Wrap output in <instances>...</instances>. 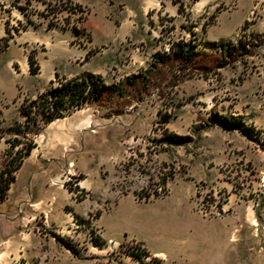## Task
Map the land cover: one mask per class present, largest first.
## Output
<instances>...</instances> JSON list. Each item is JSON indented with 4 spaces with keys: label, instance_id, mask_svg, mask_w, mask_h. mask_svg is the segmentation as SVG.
<instances>
[{
    "label": "rangeland",
    "instance_id": "rangeland-1",
    "mask_svg": "<svg viewBox=\"0 0 264 264\" xmlns=\"http://www.w3.org/2000/svg\"><path fill=\"white\" fill-rule=\"evenodd\" d=\"M151 3L154 38L100 49L99 64L136 54L146 58L136 74L181 40L227 56L245 38L253 50L204 73L165 71L140 100L69 97V110L46 121L54 88L76 78L29 79L28 62L0 40V185L11 179L0 200V264H264V0ZM81 9L66 21L85 27ZM38 11L61 17L55 5ZM23 51L28 59L37 49ZM85 117L90 127L74 130ZM223 171L234 176L228 190L215 184ZM199 183L226 191L222 216L194 208Z\"/></svg>",
    "mask_w": 264,
    "mask_h": 264
},
{
    "label": "crops",
    "instance_id": "crops-1",
    "mask_svg": "<svg viewBox=\"0 0 264 264\" xmlns=\"http://www.w3.org/2000/svg\"><path fill=\"white\" fill-rule=\"evenodd\" d=\"M20 1L23 3L8 5L7 0H0V40L12 42L13 47H16V51L20 53L22 67L27 66L28 62V71L32 72L29 74V79L46 82L53 76L74 79L88 75L99 78L105 85H109L106 77L118 82L131 74L132 67L133 69L140 67L146 58L133 53L130 62L109 60L99 64L98 60L103 59L104 56L100 49H114L132 42L143 47L147 33H152L151 25L148 23L151 17L148 18V13L158 11L151 2L160 3L162 0H63L79 8H86L88 16L83 31L61 29L49 24L48 18H40V13H35V9L40 11L41 7H52V0H32L30 3H26V0ZM244 20H248V16ZM16 21L28 24L24 23L22 30H15ZM4 23L8 25L6 29ZM252 28L254 24L247 27V33ZM251 37L254 38L253 35ZM245 40L244 38L242 43ZM208 42L210 44L213 40L209 39ZM172 45L174 44H169ZM251 46L246 44V49ZM32 48H36L37 51L32 56H30L32 53H29L27 59V56L23 55L25 52L23 50ZM16 78L18 75L14 74L12 81ZM1 90L2 75H0V97ZM184 107L186 106L181 108ZM224 173L225 171L216 176L215 184L228 190L229 182H233L234 176L231 174L232 178L228 181ZM92 174L93 172H90V175Z\"/></svg>",
    "mask_w": 264,
    "mask_h": 264
},
{
    "label": "trees",
    "instance_id": "trees-1",
    "mask_svg": "<svg viewBox=\"0 0 264 264\" xmlns=\"http://www.w3.org/2000/svg\"><path fill=\"white\" fill-rule=\"evenodd\" d=\"M244 50H253V48L249 47L246 49V45L240 43L237 47H233L230 55L225 56L218 53L198 51L197 44L191 41H179L174 43L171 52H157L153 54L148 67L144 71L131 74L120 80L117 84L105 85L101 79L88 75L76 78L69 83H64L61 85V90H58L57 102H64L65 99H69L64 97L66 94H70L71 100L75 96H79V98L88 97L84 94V88L87 84L91 85L89 93L92 94L93 99L96 101L110 99L118 102L134 95L136 100H140L141 95L147 91L149 86L154 85V80H158V82L163 81L166 74L165 71L172 73L176 68H179L181 70H200L204 73L213 67L219 68L231 64L238 57H241L243 52H246ZM53 107H44L43 116H45L46 121H49L52 118L51 116L56 114V111H51ZM10 180L3 181V184L0 185V199H3V196H5Z\"/></svg>",
    "mask_w": 264,
    "mask_h": 264
},
{
    "label": "built area",
    "instance_id": "built-area-1",
    "mask_svg": "<svg viewBox=\"0 0 264 264\" xmlns=\"http://www.w3.org/2000/svg\"><path fill=\"white\" fill-rule=\"evenodd\" d=\"M43 1V0H41ZM53 5L57 6L60 10L61 17H54L53 14L48 15V23L60 27L62 29H76L78 31H83L84 27L81 22L74 21V19H79L82 15V9L77 8L74 5L68 4L63 0H52ZM71 15L74 19H71V22L66 21V16ZM76 17V18H75ZM78 105L72 107V109H76ZM227 172L223 175L226 177ZM227 179V178H225ZM231 184V182H229ZM164 187H159L157 189L160 192ZM9 191V189H8ZM164 191V190H163ZM4 199V196H3ZM1 200V199H0ZM193 205L197 212L205 218H217L222 216L228 208H224L225 204L228 203V197H226V191L222 188H218L215 186H207L206 184L199 183L194 188L193 194ZM255 225V220L253 222Z\"/></svg>",
    "mask_w": 264,
    "mask_h": 264
},
{
    "label": "bare ground",
    "instance_id": "bare-ground-1",
    "mask_svg": "<svg viewBox=\"0 0 264 264\" xmlns=\"http://www.w3.org/2000/svg\"><path fill=\"white\" fill-rule=\"evenodd\" d=\"M83 14H85L83 11H82V15ZM64 84V82L63 83H58V86L57 87H55L54 88V93H53V95H52V97H53V99H54V104H55V106L53 107V108H51V111L53 110V111H57V109H61V111H66V110H69V106H68V104H66V101L64 102V103H62V102H57V99H58V90L60 89V88H62L61 87V85H63ZM57 88V89H56ZM90 89H91V85H89V84H87L86 85V87L84 88V93H89V91H90ZM65 98H69L70 97V94H66L65 96H64ZM66 100V99H65ZM56 107H57V109H56ZM71 110V109H70ZM90 125H91V121H90V119H89V117H85L83 120H81L80 121V123L79 124H77L73 129L74 130H78V131H81V130H84V129H87V128H89L90 127ZM70 141H71V138L69 137L68 138V141L66 142V145L67 144H69L70 143ZM58 182H60L59 180H58ZM5 258V253L4 252H1L0 253V261L1 260H3Z\"/></svg>",
    "mask_w": 264,
    "mask_h": 264
}]
</instances>
